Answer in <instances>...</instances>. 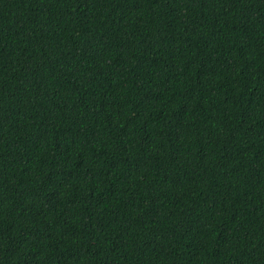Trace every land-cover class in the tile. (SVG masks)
I'll return each instance as SVG.
<instances>
[{"label":"trees","instance_id":"obj_1","mask_svg":"<svg viewBox=\"0 0 264 264\" xmlns=\"http://www.w3.org/2000/svg\"><path fill=\"white\" fill-rule=\"evenodd\" d=\"M0 264H264V0H0Z\"/></svg>","mask_w":264,"mask_h":264}]
</instances>
